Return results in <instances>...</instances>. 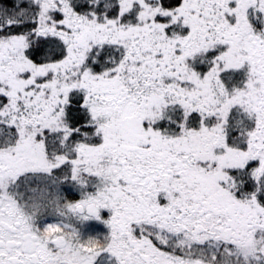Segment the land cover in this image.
Masks as SVG:
<instances>
[{
  "label": "snow or ice",
  "instance_id": "1",
  "mask_svg": "<svg viewBox=\"0 0 264 264\" xmlns=\"http://www.w3.org/2000/svg\"><path fill=\"white\" fill-rule=\"evenodd\" d=\"M0 264H264V0H0Z\"/></svg>",
  "mask_w": 264,
  "mask_h": 264
}]
</instances>
